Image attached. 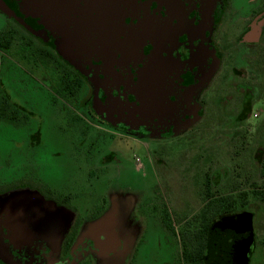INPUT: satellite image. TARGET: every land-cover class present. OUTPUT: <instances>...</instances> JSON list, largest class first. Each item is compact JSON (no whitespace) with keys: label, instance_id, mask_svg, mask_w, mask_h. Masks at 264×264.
<instances>
[{"label":"flooded vegetation","instance_id":"1","mask_svg":"<svg viewBox=\"0 0 264 264\" xmlns=\"http://www.w3.org/2000/svg\"><path fill=\"white\" fill-rule=\"evenodd\" d=\"M83 6L78 0L75 10L61 12L47 8L45 0H0V119L6 128H24L30 148L42 142L43 121L33 110L34 75L31 68L19 66L20 60L29 66L40 61L43 69L49 67L46 73L54 84V101L77 107L80 146L74 147L73 155L87 185L115 181L95 173L108 169L117 155L110 147L101 151L98 144L115 137L143 144L145 139L158 142L181 132L199 131L201 137L213 129L226 141L234 137L235 153L241 148L243 156L237 174L231 175L222 162L217 164L216 176H211L206 149L219 143L218 135L204 140L178 174L192 186L188 197L178 199L183 207L189 203V212L176 209L173 202L147 211L153 227L138 234L131 255L128 249L120 250L133 233L126 226L125 203L116 194L107 200L93 191L72 194L23 181L43 201L72 210L74 219L61 246L51 249L44 240L46 226L40 230L35 225L52 220L58 224L52 210L41 214L30 209V197L20 207L0 209V264H97L95 256L102 263L132 264L139 246L156 232L168 238L164 244L175 245L170 257L159 264H207L218 246L233 235L228 217H238L242 223L243 218L251 220L247 264L256 251L264 264V211H260L264 207V121L244 123L258 116L252 112L253 96H264V0H138L136 11L125 8L123 26L115 34L125 43L115 46L99 38L98 30L84 18ZM149 147L145 148L151 156L145 155L141 162H161ZM31 164L38 163L34 159ZM234 176L237 184L229 186L227 181ZM20 183H0V192L19 190ZM192 192L199 198L198 208H193ZM78 197L93 204L78 210L70 204ZM205 205L209 209L204 210ZM134 212L144 217L145 211ZM102 220L107 225L101 233L111 229L115 236L118 232L117 244L111 236L113 241L106 246L100 230V235L93 230L84 236L87 227L91 230ZM217 223L219 228L213 231L211 225Z\"/></svg>","mask_w":264,"mask_h":264},{"label":"rangeland","instance_id":"2","mask_svg":"<svg viewBox=\"0 0 264 264\" xmlns=\"http://www.w3.org/2000/svg\"><path fill=\"white\" fill-rule=\"evenodd\" d=\"M1 26L2 20L0 18ZM19 66L25 69L31 68L34 75L35 104L33 110L37 116H41L43 121L40 130L42 142L38 146H34L35 148L32 147V150L24 128L15 130L11 127L6 128L4 121L0 119V183L21 181L19 190L14 188L0 192V209H5L7 206L9 209H15L17 206L20 207L27 197H30L32 198L30 209L32 208L41 214L51 210L52 202L43 201L37 190H31L29 185L23 183L26 180L31 185L42 184L59 192L67 191L77 194L93 191L105 195L107 200L109 195L116 194L118 199H121L120 202L125 203L127 210L126 226L133 233L132 239L127 241V246L123 243L120 250L128 249L127 254L131 255L135 249L137 238L143 234L144 229L150 230V227H153L149 223V219L153 218L147 211L160 210L163 203L171 206L173 202L176 209L183 210L185 208L186 212H189V203L186 202L183 207L181 199L180 201L178 199L185 198L184 196L188 197L192 186L181 176L178 178V174L182 171L184 162L186 165L188 161H192L193 153L200 148L199 146L204 140L212 135H218L219 143H210L206 149L209 153V162L212 164L210 175L216 176L217 164L222 162L228 166L231 175L237 174V162L241 161L243 154L240 152L241 148L238 150L239 154L235 153L238 146L235 143L236 139L233 137L226 141L223 139L225 138L223 137L224 134L219 136L218 132L211 129L203 132L201 137L199 131L187 134L181 132L177 136L158 142L145 139L143 144L131 142L128 139L125 141L118 137L101 142L98 144L101 151L110 147L117 151V155L107 166L108 169L95 173L103 179L115 178V181L109 183L107 180H102L96 184L87 185L83 182L85 172L78 170L73 155L74 147L80 146L81 122L75 120L74 112L77 107L70 108L60 99L54 101V95L51 93L54 90V84L47 76L49 67L43 69L40 61L36 64L31 63L30 66L32 67H30L26 60L24 63L20 60ZM50 72L54 74L52 68H50ZM44 100L48 103H45ZM251 105L252 112L258 113V116H251L244 123L260 124L264 121V96H253ZM211 125L216 127V122H211ZM146 146H150L149 151L154 149L157 152L156 159H161V162H141L145 155L150 154L145 148ZM34 159L38 164H31ZM235 178L236 176L234 179L231 177L227 184L229 186L231 184L236 185ZM17 192H20L18 196L15 195ZM190 194L195 199L192 202L194 203L193 208H198L200 205L198 196L193 192ZM70 204L76 209L82 210L83 207L93 203L86 197H78L73 198ZM137 209L145 211L144 217L136 216L134 211ZM260 211H264V207H260ZM53 215L58 220V224L52 220L51 224L46 221L40 225H35L39 226L40 230L46 226L47 231L44 240L51 249L61 246L62 237L69 230L74 219V212L65 208L62 213L53 211ZM88 228L84 231V236L91 234L94 230L96 235L99 233L105 235V241H108L106 246L111 245L113 241L111 236L115 238L113 244L118 243V232L115 236L112 232L110 233L111 229L101 233L104 226L98 224H95L91 230ZM97 230L100 232L98 233ZM157 233L149 234L146 244L139 246L141 248L137 251L136 260L132 264H159L163 260L162 258L170 257L175 245L164 244V240L168 241V238L162 233L156 235ZM108 235H110V240H108ZM120 237L123 238V234H120ZM123 257L124 255L121 258L123 259ZM95 258L97 264H108L102 263L103 259L99 256H95ZM250 262V264H260L257 251L253 254Z\"/></svg>","mask_w":264,"mask_h":264},{"label":"water","instance_id":"3","mask_svg":"<svg viewBox=\"0 0 264 264\" xmlns=\"http://www.w3.org/2000/svg\"><path fill=\"white\" fill-rule=\"evenodd\" d=\"M77 1L45 0V3L47 8H54L58 11L65 12L75 10ZM82 1L84 3L82 8L84 18H88L89 22L98 30L99 38L105 40V42L111 41L113 46L118 44V42L124 44L125 42L118 40L119 38L115 34L123 26L125 8L132 12L136 11L138 0ZM92 12H96V14L92 15ZM109 29L110 31H108ZM51 210L63 212L64 208L52 202ZM103 222L104 220L97 224L106 226L107 223ZM243 226L242 233L240 228L237 233H233L232 237H229L227 241L219 245V248L217 247L218 249L208 258L207 264H247L249 248L252 244L251 220L249 218L245 219Z\"/></svg>","mask_w":264,"mask_h":264},{"label":"trees","instance_id":"4","mask_svg":"<svg viewBox=\"0 0 264 264\" xmlns=\"http://www.w3.org/2000/svg\"><path fill=\"white\" fill-rule=\"evenodd\" d=\"M203 209L204 210H207V209H209V206L208 205H205L204 207H203ZM209 219V218H208ZM203 220H205L204 218H203ZM244 218H243V222H244ZM242 222H240L239 221V218L238 217H228L227 218V220H226V224H227V226L229 227L228 228V231H229V229H231L230 231H229V234H231L232 233V231H233V233H237L238 232V230H239V228H240V224H241ZM243 224V223H242ZM211 227H213V231H215L216 230V228H219V223H217V224H214V225H211ZM239 227V228H238Z\"/></svg>","mask_w":264,"mask_h":264}]
</instances>
